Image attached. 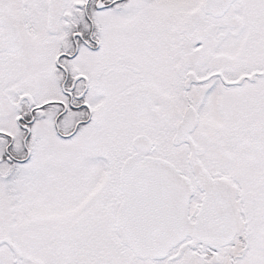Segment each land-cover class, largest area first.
I'll return each mask as SVG.
<instances>
[{"label": "snow or ice", "instance_id": "snow-or-ice-1", "mask_svg": "<svg viewBox=\"0 0 264 264\" xmlns=\"http://www.w3.org/2000/svg\"><path fill=\"white\" fill-rule=\"evenodd\" d=\"M0 264H264V0H0Z\"/></svg>", "mask_w": 264, "mask_h": 264}]
</instances>
